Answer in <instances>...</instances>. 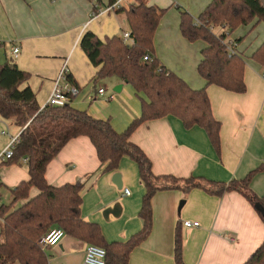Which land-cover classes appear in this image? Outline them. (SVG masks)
<instances>
[{
  "label": "crops",
  "instance_id": "0c3cea01",
  "mask_svg": "<svg viewBox=\"0 0 264 264\" xmlns=\"http://www.w3.org/2000/svg\"><path fill=\"white\" fill-rule=\"evenodd\" d=\"M210 1L181 0L194 16ZM91 2L0 0V64L13 59L20 69L30 73L21 88L31 87L42 107L66 63L72 83L79 89L72 105L94 117L110 119L116 130L123 131L140 116L141 96L120 78V82H114V92L107 91L106 85L98 86L106 79L96 78L98 67L82 50L80 39L87 30L101 39L122 35L124 18L116 11L93 17ZM99 2L102 6L109 4V0ZM174 3L177 1L173 0L169 6ZM149 4L166 6L164 0H151ZM162 19L154 37V56L192 88H207L213 114L221 122V149L219 153L216 151L202 127L186 128L173 115L141 124L131 140L143 149L158 175H193L222 182L246 177L264 161V69L251 58L264 42V22L255 19L229 36L235 51L246 60L247 89L237 93L207 85L197 69L206 43L188 41L181 33L179 20L172 27L168 25V29ZM238 38L241 42L236 43ZM244 42H247L245 48ZM15 47L19 48L17 56L13 53ZM99 88H104V92L100 93ZM7 121L11 140L18 135L19 128L12 134L10 127L14 124ZM10 140L0 145V154ZM24 165V162L0 164V200L3 188L11 192V188L29 178ZM115 172L121 173L122 189L112 181ZM46 179L53 185L78 180L84 183L81 214L85 220L100 225L107 241H127L143 228L140 211L145 187L138 164L129 157L122 158L117 171L105 173L89 137L78 136L50 162ZM249 187L264 197V171L254 175ZM125 188L130 194H124ZM36 193L37 189L33 188L31 194ZM151 206V233L132 250L130 264H176L174 243L179 222L185 264H242L264 240V221L259 212L247 197L235 190L221 196L201 188L186 194L179 189L159 191L153 196ZM185 220L197 221L199 226H185ZM1 221L0 217V242ZM87 244L65 234L57 245L45 249L49 264H83Z\"/></svg>",
  "mask_w": 264,
  "mask_h": 264
},
{
  "label": "trees",
  "instance_id": "16d2710c",
  "mask_svg": "<svg viewBox=\"0 0 264 264\" xmlns=\"http://www.w3.org/2000/svg\"><path fill=\"white\" fill-rule=\"evenodd\" d=\"M113 2L109 0V4ZM178 8L182 35L188 41L201 39L206 43L197 69L207 85L245 92L246 60L235 51L229 36L255 19L264 22L262 0H211L197 18ZM116 12L123 16L133 44L124 42L122 35L101 39L87 30L80 39V46L98 67L97 79L118 77L131 84L141 96L140 116L123 131L116 130L110 119L94 117L71 102L41 108L31 87L21 88L30 73L20 69L13 59L0 64V115L19 128L13 155L0 164H23L22 159L27 158L24 163L29 174L28 179L11 188V203L0 205V264H49V255L39 240L56 226L62 227L67 235L103 247L106 264H130L132 250L147 239L152 230L151 200L156 193L165 190L179 189L186 194L201 188L218 196L235 190L247 197L264 221V197H259L249 187L254 175L264 171V161L246 177L229 182L153 172L151 160L131 140L132 133L141 124L173 115L186 128L202 127L219 153L221 122L213 114L206 87L192 88L154 56V37L166 9L144 0H132ZM239 42L241 38L236 40ZM147 53L151 58L144 60ZM251 58L264 69V42ZM68 79L73 82L70 75ZM78 136L89 137L105 173L117 171L123 157L138 164L145 187L140 211L143 228L127 241H107L98 223L83 218L82 181L53 185L46 179L50 162ZM33 188L37 189L35 195L31 194ZM174 259L176 264H185L180 222L175 231ZM242 264H264V240Z\"/></svg>",
  "mask_w": 264,
  "mask_h": 264
},
{
  "label": "built area",
  "instance_id": "2783aa9c",
  "mask_svg": "<svg viewBox=\"0 0 264 264\" xmlns=\"http://www.w3.org/2000/svg\"><path fill=\"white\" fill-rule=\"evenodd\" d=\"M91 1H92L91 14L94 17L105 12L116 11L123 4H125L127 0H114L113 3L108 4L106 6L100 5L99 0H91ZM122 38L123 41L128 44L134 43V39L132 38L128 30L122 32ZM18 52H19V48L15 47L13 49L14 55L17 56ZM150 58L151 56L149 55V53L145 54L144 60H148ZM68 73H69L68 66L65 63L60 70V73L55 81V86L46 104L41 108H44L45 106L48 105H59V104L69 103L72 101L73 97L78 95L79 89L77 86H75L73 83L69 81ZM99 92L103 93L104 88H99ZM7 133H8L7 130L0 129V134H7ZM17 137L18 135L11 137L8 146L0 154V162L7 160L13 155V147L15 142L17 141ZM22 160L26 162L27 158H23ZM124 194H130V190L128 188H125ZM183 224L188 227L199 226V222L191 221V220H185ZM64 236H65V230L62 227L56 226L51 228L46 234H44L41 237V239L39 240V244L45 250L48 247L57 245ZM105 257H106V250L103 247L88 243L84 252L83 264H106Z\"/></svg>",
  "mask_w": 264,
  "mask_h": 264
},
{
  "label": "rangeland",
  "instance_id": "374dc122",
  "mask_svg": "<svg viewBox=\"0 0 264 264\" xmlns=\"http://www.w3.org/2000/svg\"><path fill=\"white\" fill-rule=\"evenodd\" d=\"M102 1H104V2H107L108 0H102ZM130 1H132V0H130ZM129 1V2H130ZM146 3H150V1L151 0H144ZM165 2H166V6H160V7H162V8H164V9H166V13L164 14V17H162L163 19H162V24H165L166 25V27L169 29V27H168V25L169 26H171L172 27V25L173 24H175L176 23V20L178 21L179 20V22H180V10H179V8L178 7H181V8H183V9H185V10H187L188 12H190L189 11V9L186 7V6H184L183 5V3L181 2V0H175V1H177V3H174V4H172L171 6H169L170 5V3L173 1V0H164ZM182 4H181V3ZM202 12V11H201ZM200 12V13H201ZM191 13V12H190ZM200 13L198 14V16L200 15ZM192 14V13H191ZM192 16L194 17V18H197L198 16H194L193 14H192ZM179 18V19H178ZM123 28H124V30H128V28H127V25L125 24V23H123ZM217 31H219V29H217ZM249 37V36H248ZM203 40H201V39H198V40H196L195 42H202ZM244 46V48L247 46V42H244V44H243ZM104 79H106L103 83H101V84H98V86L100 85H106L105 87H107V91H110V92H112L113 91V88H114V82H120V79L118 78V77H112L111 79L108 77V78H104ZM114 92V91H113ZM10 122H12V121H10ZM8 124V121L6 120V119H4L1 115H0V129H5V130H7V127H6V125ZM17 131H18V127L17 126H15V125H13V126H11L10 127V132L12 133V134H16L17 133ZM10 140V137L8 136V134H6V135H3V134H0V145L2 144V143H5V145L8 143V141ZM25 166V168H27V165L25 164L24 165ZM184 196V195H183ZM182 200H185V198L183 197L182 198ZM181 200V201H182ZM11 201H12V194H11V192L9 191V190H7L6 188H3L2 189V197H1V200H0V205L3 203V204H10L11 203Z\"/></svg>",
  "mask_w": 264,
  "mask_h": 264
},
{
  "label": "water",
  "instance_id": "95a60500",
  "mask_svg": "<svg viewBox=\"0 0 264 264\" xmlns=\"http://www.w3.org/2000/svg\"><path fill=\"white\" fill-rule=\"evenodd\" d=\"M263 4H264V0H262ZM112 181L113 183L119 188V189H122L123 188V180H122V176H121V173L119 172H115L113 175H112ZM184 203V200H182L180 202V207L183 205ZM257 206H259V204H257Z\"/></svg>",
  "mask_w": 264,
  "mask_h": 264
}]
</instances>
